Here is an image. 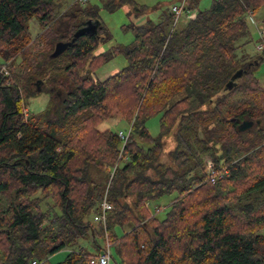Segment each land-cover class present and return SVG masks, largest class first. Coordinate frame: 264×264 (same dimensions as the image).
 <instances>
[{
	"label": "trees",
	"instance_id": "1",
	"mask_svg": "<svg viewBox=\"0 0 264 264\" xmlns=\"http://www.w3.org/2000/svg\"><path fill=\"white\" fill-rule=\"evenodd\" d=\"M101 1L110 13L131 6L129 17L147 9ZM201 1L187 0L181 28L173 12L169 29L132 23L131 44L97 54L112 38L97 6L62 14L57 0H0V264H52L84 239L95 254L80 247L57 264H99L107 241L114 264H264L262 58H236L264 0H214L205 11ZM34 19L42 48L32 52ZM89 20L100 21L98 34L52 59ZM120 55L126 67L94 79ZM43 92L45 111L26 114ZM156 116L153 138L147 123ZM115 118L131 128L125 147L118 131L101 128ZM245 121L254 125L241 131ZM173 195L163 219L161 207L151 212ZM105 199L113 209L96 222Z\"/></svg>",
	"mask_w": 264,
	"mask_h": 264
},
{
	"label": "rangeland",
	"instance_id": "2",
	"mask_svg": "<svg viewBox=\"0 0 264 264\" xmlns=\"http://www.w3.org/2000/svg\"><path fill=\"white\" fill-rule=\"evenodd\" d=\"M60 2L59 11L63 14L69 12L72 8L78 7H89L97 6L100 9V19L109 30L111 34V41L106 45H101L97 51V54L108 51L114 46L118 45H129L134 40V35L132 32L126 31V26L134 23L135 25L142 26L147 25L149 22L153 24H158L164 22V25L167 29L171 28V22L169 21V16L172 13L174 6H180L184 0H135V2L141 6L146 7L147 9L144 12L138 13L137 16L129 17L128 13L131 11V6L124 5L120 10L110 13L103 8L101 0H57ZM214 0H202L199 4V10L205 11L208 10ZM255 21L258 22L260 28H264V10L254 17ZM183 21V20H182ZM180 22L177 25V28H181L184 22ZM248 26H249V35L241 39L237 46H240L236 52L237 60H240L242 63H249L252 60L257 58H262L258 69L255 71L257 78L260 80L261 84L264 86V51L259 50V45L261 37L259 35V27L253 22V19L248 17ZM42 33V30L39 26V23L34 19L30 23V35L32 42L28 45V49L32 52L39 51L42 48V44L38 43L37 40ZM20 62V60H18ZM127 66L126 59L120 55L117 56L114 60L106 64L104 67L99 69L95 75V80H105L109 76H112L122 70ZM6 69V68H5ZM7 70V69H6ZM50 101V95L46 92L40 93L36 96L30 97L27 101L26 110L30 114H40L45 111ZM118 121V122H117ZM102 129L110 128L114 131H124L128 132L129 126L125 122H120L118 118L111 119L106 121L101 126ZM147 128L150 132V135L153 138H157L160 134V117L156 116L151 118L147 123ZM173 148V143L170 140L166 141L165 153L162 157L163 161H168L169 151ZM212 165V164H210ZM208 165V166H210ZM97 176V173H94L93 178ZM104 177L103 175H100ZM99 177V176H98ZM40 196H43L40 194ZM176 195L167 196L161 200L154 202L150 206L152 213H155V209L158 207L162 208V212L159 214V218L163 219L168 210L171 202ZM47 201H45L46 203ZM80 247H85L88 252L95 254L97 251L92 247L91 240L84 239L79 242L78 245L74 246L72 249H66L60 253L49 257V260L52 264H57L62 262L66 256L74 250H78ZM112 254L114 255V250L112 249ZM112 264H114L112 262Z\"/></svg>",
	"mask_w": 264,
	"mask_h": 264
},
{
	"label": "built area",
	"instance_id": "3",
	"mask_svg": "<svg viewBox=\"0 0 264 264\" xmlns=\"http://www.w3.org/2000/svg\"><path fill=\"white\" fill-rule=\"evenodd\" d=\"M172 12L174 14V23L176 25L179 22H181L183 18L190 13V11L187 8V0H184L180 6H174L172 9ZM251 18L253 19V22L259 27V24L258 22L255 21L254 17H251ZM259 35L261 37L259 50L264 51V28L259 27ZM26 114H27V110H26ZM130 134H131V128H129L127 133L124 131L118 132V135L123 142V145H122L123 147H125V145L127 144ZM208 174H209V177L212 183H215L216 182V172L214 171L212 165L208 166ZM112 209H113L112 205L105 199L100 206V212L94 218L95 221L105 223L107 220V216L109 212L112 211ZM112 249H113L112 243L107 241L103 253L98 257L99 264H112ZM33 264H36V263H33Z\"/></svg>",
	"mask_w": 264,
	"mask_h": 264
},
{
	"label": "water",
	"instance_id": "4",
	"mask_svg": "<svg viewBox=\"0 0 264 264\" xmlns=\"http://www.w3.org/2000/svg\"><path fill=\"white\" fill-rule=\"evenodd\" d=\"M99 27H100V21H87L86 24L80 28L79 30H77L73 36V39L69 42H59L56 44L55 46V50L51 55L52 59H56L58 57H60L63 53H65L71 46H73L79 38L88 35V36H94L98 34L99 31ZM243 75L242 71L237 72L234 77L232 78V81H230L227 85V87L229 89H232L234 81L237 80L238 78H240ZM38 91L40 92L41 89H38ZM253 122H248L245 121L241 124L240 126V130L241 131H246L248 129H250L253 126Z\"/></svg>",
	"mask_w": 264,
	"mask_h": 264
},
{
	"label": "crops",
	"instance_id": "5",
	"mask_svg": "<svg viewBox=\"0 0 264 264\" xmlns=\"http://www.w3.org/2000/svg\"><path fill=\"white\" fill-rule=\"evenodd\" d=\"M185 23V22H184Z\"/></svg>",
	"mask_w": 264,
	"mask_h": 264
}]
</instances>
